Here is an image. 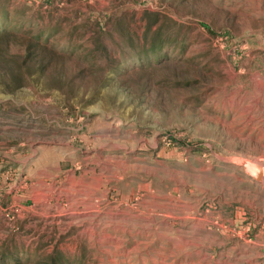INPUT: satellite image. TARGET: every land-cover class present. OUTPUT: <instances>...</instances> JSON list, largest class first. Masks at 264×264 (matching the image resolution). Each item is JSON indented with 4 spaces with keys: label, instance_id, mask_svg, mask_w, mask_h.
<instances>
[{
    "label": "rangeland",
    "instance_id": "rangeland-1",
    "mask_svg": "<svg viewBox=\"0 0 264 264\" xmlns=\"http://www.w3.org/2000/svg\"><path fill=\"white\" fill-rule=\"evenodd\" d=\"M0 31V264H264V0H0Z\"/></svg>",
    "mask_w": 264,
    "mask_h": 264
},
{
    "label": "trees",
    "instance_id": "trees-1",
    "mask_svg": "<svg viewBox=\"0 0 264 264\" xmlns=\"http://www.w3.org/2000/svg\"><path fill=\"white\" fill-rule=\"evenodd\" d=\"M4 35L3 31H0V37ZM163 42L160 40L158 43L153 44L152 48L145 50L146 53L151 52V57L155 60H160L163 57Z\"/></svg>",
    "mask_w": 264,
    "mask_h": 264
},
{
    "label": "water",
    "instance_id": "water-1",
    "mask_svg": "<svg viewBox=\"0 0 264 264\" xmlns=\"http://www.w3.org/2000/svg\"><path fill=\"white\" fill-rule=\"evenodd\" d=\"M246 170L257 181L261 180L264 176L263 168L258 164L249 163Z\"/></svg>",
    "mask_w": 264,
    "mask_h": 264
}]
</instances>
